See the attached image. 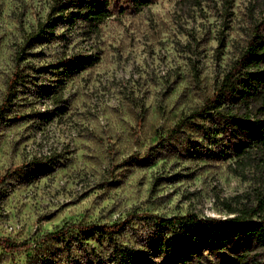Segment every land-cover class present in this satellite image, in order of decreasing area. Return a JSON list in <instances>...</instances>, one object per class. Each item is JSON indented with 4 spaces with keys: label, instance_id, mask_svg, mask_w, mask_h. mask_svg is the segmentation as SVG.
Listing matches in <instances>:
<instances>
[{
    "label": "rangeland",
    "instance_id": "1",
    "mask_svg": "<svg viewBox=\"0 0 264 264\" xmlns=\"http://www.w3.org/2000/svg\"><path fill=\"white\" fill-rule=\"evenodd\" d=\"M51 2L0 0V105L16 50ZM258 4L231 0L224 27L220 0H156L140 9L131 0H108L110 16L98 30L80 21L59 24L30 51L20 64L30 81L18 87L8 121L0 122V237L29 247L0 248V264H74L111 255L106 236L85 239L74 228L44 240L68 225L124 222L114 239L139 247L155 234L156 217L188 210L225 217L222 199L256 202V190L264 192V155L240 176L229 133L212 145L193 127L173 129L214 92L244 49ZM84 54L97 60L77 73L60 77L52 68ZM44 87L51 93L42 94ZM145 156V163L134 159ZM40 157L50 167L36 173L31 162ZM190 264L217 259L204 252Z\"/></svg>",
    "mask_w": 264,
    "mask_h": 264
},
{
    "label": "trees",
    "instance_id": "2",
    "mask_svg": "<svg viewBox=\"0 0 264 264\" xmlns=\"http://www.w3.org/2000/svg\"><path fill=\"white\" fill-rule=\"evenodd\" d=\"M131 1L136 9H140L156 0ZM258 7L259 14L251 20L244 49L223 73L214 92L173 129L177 133L186 125L193 127L201 131L212 145L218 144L220 134L229 133V151L237 165L233 172L244 177L246 166L253 165L256 158L264 155V0H259ZM230 8L231 0H220L219 18L224 27H227L231 15ZM109 16L108 0H52L45 18L25 34L16 50V67L7 81L5 98L0 105V122L8 121L6 116L18 87L30 81V74L20 64L36 45L53 37L59 24L71 26L80 21L94 31ZM218 43L223 47V36ZM96 60L92 54L70 55L60 59L52 68L57 71V76L65 77L83 70ZM51 91L44 87L41 93L48 95ZM205 122L209 125L204 127ZM134 159L137 163L147 162L146 156ZM31 165L36 173L50 167V163L41 157L33 158ZM255 201L254 204L242 202L240 196L220 200L227 214L225 217L201 216L191 210L168 218L156 217L155 234L139 247L114 239L124 229V222L68 225L48 233L44 240L60 239L74 228L85 239L99 234L112 241V252L107 258L87 259L74 264H190L194 259L199 260L204 252L215 254L217 264H264L262 189L256 190ZM28 247L25 241L15 242L0 237V248L5 252Z\"/></svg>",
    "mask_w": 264,
    "mask_h": 264
}]
</instances>
